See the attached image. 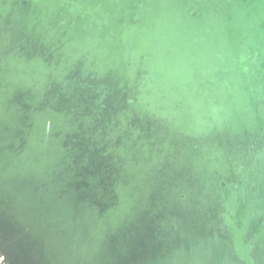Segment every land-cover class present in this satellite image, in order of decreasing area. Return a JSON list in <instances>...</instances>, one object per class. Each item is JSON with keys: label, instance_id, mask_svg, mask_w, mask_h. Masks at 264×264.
Masks as SVG:
<instances>
[{"label": "water", "instance_id": "95a60500", "mask_svg": "<svg viewBox=\"0 0 264 264\" xmlns=\"http://www.w3.org/2000/svg\"><path fill=\"white\" fill-rule=\"evenodd\" d=\"M1 264H264V0H0Z\"/></svg>", "mask_w": 264, "mask_h": 264}, {"label": "built area", "instance_id": "2783aa9c", "mask_svg": "<svg viewBox=\"0 0 264 264\" xmlns=\"http://www.w3.org/2000/svg\"><path fill=\"white\" fill-rule=\"evenodd\" d=\"M1 262H2V257L0 256V264H1Z\"/></svg>", "mask_w": 264, "mask_h": 264}]
</instances>
